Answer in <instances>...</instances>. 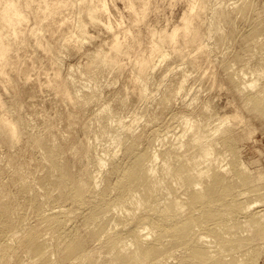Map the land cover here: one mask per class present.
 Wrapping results in <instances>:
<instances>
[{
    "label": "bare ground",
    "instance_id": "obj_1",
    "mask_svg": "<svg viewBox=\"0 0 264 264\" xmlns=\"http://www.w3.org/2000/svg\"><path fill=\"white\" fill-rule=\"evenodd\" d=\"M115 1L0 0V145L3 144L1 146L8 150L7 154L5 153L7 156L6 166H10L11 169H8L15 171L14 174L9 171L11 175H15L16 170L19 173L23 168V164L27 161L26 155L28 153H25L27 148L32 147L33 152L36 153L34 147H38L37 150L42 149V158L45 160L43 162L44 160L41 161L42 158L39 157L41 159L39 161L44 163V165L42 163L40 165L45 167L44 174H40L36 178L38 180L37 185L32 180L31 182L35 185L28 183V176L23 172L19 173L17 177L12 176L11 180L8 181L17 182L19 184L18 189L26 194L27 203H29L30 209L34 211L35 216L50 221L54 227L60 224L59 214L62 211V209L53 210L56 207L54 203L65 200L76 208L81 204L88 206L87 217L94 226L88 227L82 241L69 242L63 250L65 254L62 257L66 259L72 256L78 259L76 264H101L105 261L104 258L108 256V261L106 260L107 262L105 261L104 264H243L242 260L240 262L239 260L238 262L230 260V262L226 255H217L218 251L221 253V249H228L218 241L216 243L222 244L225 248L223 247V249L218 244L219 248L216 246L218 250L212 252L213 248L215 250V246L209 245L204 236L193 227V223L197 219L195 212L198 210L204 216L209 215L210 218L212 212L207 211L208 208L210 209L214 205L217 207L227 206L229 194L235 191V185L228 181L229 178L220 172L219 166L212 162L211 183L204 186L206 188L204 193H199L198 190L202 182L197 179L198 171H195L194 166L180 162L179 150L171 143H164L163 146V142L160 143L159 148L162 146L160 150L158 147L154 149V145H152V149L151 145L149 147V143L153 144L155 138L175 131L174 125L169 126L166 123V128L162 134L154 129L137 130L140 119L138 109L143 107L151 96L149 80L154 76L153 72L158 63H168V70H173L174 64L186 62L192 71L201 75V78H206L205 76L210 74L212 79L208 78L207 81L209 84L210 80L211 87L216 84L215 81L217 80L220 82L216 85L221 83L220 78L222 76L217 80L215 77H219V72L216 75L217 65L211 57L210 51L212 49H209L208 43L213 39L215 28L218 29L219 18L221 19L219 15L224 10H221L220 6H216L218 2H214V0H186L184 2L186 8L183 10L180 22L170 28L160 24V22L157 23L155 18L157 24L153 20V23L149 20L155 0H122L125 9L128 10L127 13L126 10H122L126 14L118 8L117 1ZM211 15L214 18L216 15L218 16V19L216 18L217 21L219 20L217 27L214 26L217 22L213 24L214 18L212 21L209 20L210 17L212 18ZM155 17L157 18V15ZM91 26H100L107 33V37L104 41L95 42L94 46L87 47L86 42L95 40L90 32ZM208 40L210 41L208 42ZM30 43L42 51L46 57V64L39 58L40 55L36 56L38 55L36 51H33L36 55L32 53L29 56L30 61L34 56L29 62L24 48H27ZM62 51L82 56L77 65L80 71L78 72L84 76V80L89 81V88L94 91L81 94L78 91L81 84L77 83V85L80 84L77 88L72 77L64 76L60 58ZM235 62L237 61L235 60ZM215 65L216 67H214ZM48 67L52 72L47 70ZM209 67L214 68L210 70L212 74L209 71L206 72V68L208 70ZM256 68L258 69V66ZM260 68L256 71L261 74L264 72V68L261 69L262 71ZM32 70L39 73H33L37 74L35 75L37 76V78L35 77L36 80H32ZM39 70L42 73L45 72L47 77L44 82L58 96L60 100L58 103L60 105L61 102L68 104L67 107L70 105L71 108L65 107L67 110H62V112L55 110L53 113H46L44 112L45 109L43 113L41 110L46 107L40 108V114L43 113V121L40 119L42 122L38 123V125L41 124L39 126L36 125L37 123L35 124L38 126L37 130L40 127L39 131H35V127H32L30 121H28L30 125L27 126L25 114L23 115L24 110L22 111L26 105L21 97L24 92L20 89L21 83L16 78L17 76L13 75V72H16L19 78L24 79L25 84L29 82L26 84L29 87L34 81L33 87L38 88V85L44 84L42 79H38L41 76ZM104 73H108L107 80L109 78L117 79V81L120 79L123 82L114 91L117 95L118 104L105 113L101 119V124L97 126L99 129L93 130L95 131L94 136L107 135L106 139L114 146L109 147V149L106 148L108 152L104 149L110 158H108L109 165L106 166L103 173L104 189L99 193V191H94L99 180L90 169V164L101 169L106 163V157L97 155L92 144L95 142H91L92 137L91 139L87 138L90 137L87 135H91L93 131L88 130L87 121L82 122L80 118L86 110L85 105L87 103L89 105V102L98 98L97 91L102 88L106 77V74L103 75ZM38 75L40 76L38 77ZM188 76L186 73L185 77L178 79L174 86L171 83L172 85L168 86L170 87L168 88L169 92L166 93L163 100L172 99L176 92L184 88ZM224 79L226 78L224 77ZM82 82L84 81L82 80ZM224 83L227 84L225 81ZM221 86L223 87V85ZM33 87L31 90L35 91L36 88L33 89ZM2 88L13 90L12 102L15 98L14 105L12 103L9 105L8 100L6 102ZM235 88L238 93L241 92V87H238L240 90H237V85ZM245 103L248 104L249 101ZM128 104L133 105L134 108L128 106L129 109ZM42 106L44 105L42 104ZM126 108L129 110L127 111ZM236 108L229 110V113L232 114L223 113L224 116L221 115L220 122L228 127H233L238 123L237 126H240L244 123V126L241 127V130L244 127L241 134L245 131V135H249L255 130L247 125L246 118L247 122L244 121L245 116L239 112L240 108H238L239 111H235ZM123 112L127 114L125 116L129 118V121L123 117ZM78 123H82L84 130L87 128L86 131H90L87 132L88 134L85 132L84 137L82 136L84 132L78 131ZM30 126L35 133L29 131ZM79 128L81 129V127ZM77 131L81 133L82 137L78 136ZM196 132L190 140L192 144L189 143L191 145L186 149L187 151H191L195 147L196 140H193L197 138ZM109 142L108 145L110 146ZM203 142L200 148L203 149L204 156H207L212 152V143L207 140ZM226 143L228 142H225L223 146H226ZM118 146L122 151L121 154L118 153V149L116 150ZM160 156L162 160L158 161ZM22 157L25 159L24 162L21 160ZM158 169L161 172L160 176H156L159 172ZM180 170L186 173L184 178L180 177ZM210 170L209 168L206 172ZM55 172L57 173L54 178ZM180 180H183L182 186L191 202L189 211L191 214L183 222L180 220ZM51 183H53L54 189L58 191L57 194L49 191ZM37 186L43 190L42 194L38 193L40 189L37 192ZM111 187L118 190L113 197H109L108 194ZM2 189H4L3 185H0V234L6 226L16 229L15 226L23 217V215L21 216L22 211L19 213L18 210L22 209V202L16 197H13L15 199L11 197V200L5 201L4 198L10 194H4ZM4 195L6 196L4 197ZM41 195L45 197V201L40 200ZM127 202L131 205H126ZM48 205L51 206L46 207ZM109 205L112 206L111 209L115 208L117 212L111 218L104 220L105 208ZM112 220L121 223L124 231L117 232L116 228H112L110 224ZM262 221L257 220V222ZM17 229L16 234L19 232ZM211 229L213 230L214 227ZM166 230L171 233L170 236L174 239L173 249L180 248L191 253L192 257H186L190 259L185 258L189 261L183 259L181 263H168L169 252L172 247L164 240L167 236ZM217 231L218 229H216ZM23 233L27 251L33 250L34 252L32 255L33 262L39 263L38 261H41L43 264H52L47 254L48 249L37 239V235L41 236L39 229L32 227ZM107 235L110 236V241H113L112 247L118 246L119 250L115 253L110 251L106 257L100 252L99 255H102L100 258L103 259L101 261L102 259L99 260V255L96 254L98 252L96 251L97 247H88V244L93 239H101ZM153 235L156 237L152 238ZM206 235L212 234L207 233ZM117 237L123 239H117ZM122 243L123 245L119 246ZM73 264L75 263L73 262Z\"/></svg>",
    "mask_w": 264,
    "mask_h": 264
},
{
    "label": "rangeland",
    "instance_id": "obj_2",
    "mask_svg": "<svg viewBox=\"0 0 264 264\" xmlns=\"http://www.w3.org/2000/svg\"><path fill=\"white\" fill-rule=\"evenodd\" d=\"M116 1L118 8H120L121 11L126 10L125 12L127 13L128 10L125 9L124 2L122 0ZM215 1L218 2V4L216 3V6H220L219 8L224 11L219 15L221 17V19L219 18L220 24L218 23L219 20L217 21V15L215 18L212 15V18L209 16V20L211 21L214 18L213 24L217 22L214 26L217 27V24L220 26L218 25L217 30L214 27L213 39H211V41L208 40V42L210 41L208 45H210L209 49H212H210L211 57H213V61H215L217 65V67L216 65L214 66L217 68V70L215 68L217 71L216 75L219 72V77L215 76L216 80L222 76V78H220L222 84L219 83L216 85L220 82L217 80L215 81L216 84L211 87V82L209 80V86L207 80L208 78L212 79L210 74H207L208 76L206 75V78H201V75L196 71H192L191 67L186 62L174 64L173 70H168V63H158L153 72L154 76L149 80L151 96L146 104L138 109L140 119L137 130L141 131L144 128L147 130L154 129L162 134V131L166 128V123H168L169 126L174 125L175 131H170L168 134H164L163 136L165 137L159 136L157 139L155 138V142H152L153 144L149 143V147L151 145L152 149V145H154V149L158 147V150H160L162 148V146L159 148L160 143L163 142V146L164 143H171L177 150H179L180 162H185L189 166H194L195 171H198L197 179L202 182L198 190L199 193H204L206 190L204 186L211 183L210 181L212 180L213 173L212 162L219 166L220 172L224 173L226 177L229 178L228 181L233 183L236 189L233 193L229 194V204H227V206L217 207L214 205L212 208H208L207 211L212 212V214L210 213V218L209 215L204 216L203 213H200V211L197 210L195 212L197 219L193 223V227L204 236V239L209 245L215 246V250L212 247V252H216V250H218L216 248H219V245L222 246V244L219 243H223L228 249H224L225 247L222 246V248L224 247V250L220 248L221 253L218 251L217 255H226L228 261L231 260L233 262H238L239 260L240 262L242 260V263L244 262L243 264H264V219H261L264 218V72H261V69L264 68V0H214V2ZM184 2H186V0H155L149 20H151V22L153 20L156 23L154 20L155 18L157 23L160 22V24L172 28L174 24H178L181 20L180 18L184 12L183 10L186 8V3L184 4ZM156 15L157 18L155 17ZM90 32L95 40L93 41L92 39L89 40L91 42H86L87 47H92L95 42L100 43L107 37V33L103 31L100 26H91ZM33 46L34 45L30 43L27 48H24V50L26 49L25 55L28 56V60L32 53L35 54L33 51H36V54L38 52V55H35H40L39 58H41L46 64L45 55L42 54L41 50ZM81 57L82 56L79 54L72 55L67 51H62L60 53L64 76L72 77L77 88H79L78 86L81 84V90L79 89L78 91L82 94L94 90L89 88V81L84 80V76L79 73V66L77 67V65L79 64L78 62H80ZM235 60L237 62H235ZM31 61L29 60V62ZM229 66L230 68L228 69ZM257 66L258 69L262 66V68H260L261 71H258L261 72V74L257 73ZM207 68V73L208 71L211 73L210 70L214 69L213 67V69L209 67L210 69L207 70ZM34 70H32L33 72L31 71L32 74L37 72ZM47 70L50 71V68L48 67ZM39 72L41 76L38 75V77L40 76L42 78L39 77L38 79H42L44 84L41 86L38 85V88L35 87L36 89L33 87L34 81H32V84L30 81L31 86L29 87V85H26L29 84V82L25 84V80L19 78L16 72H13V75L17 76L16 78L19 79L18 81L21 83L20 89L24 92L21 97L26 105L24 104L25 109L23 108L22 111L24 110L23 115L25 114L26 122L28 124L27 126H29V123L31 122L32 127H35V131L37 130L36 128L41 125H38V123L43 121L42 117L44 112L53 113L55 110L62 112V110H67L69 107L71 108L70 105L67 107L68 104L66 105L62 102L61 105L59 104L60 100L58 99V96L52 91L51 87L44 82L47 77L44 74L45 72L42 73L40 70ZM50 72H52V70ZM186 73L189 76L185 81L184 88L176 92L172 99L164 101V96L169 92L168 88L170 87L168 86H170L171 83L174 86L178 79L180 80L185 77ZM37 74L39 73L37 72ZM37 74H33L32 80H34L35 77L37 78V76H35ZM105 74L106 73L103 75ZM77 75H81L82 77ZM107 75L108 73L105 78L103 77L104 81L101 86L102 88L97 91L98 98L89 102V105H87L88 103L86 104L87 106L85 105L86 113L84 112L82 118H80V121L82 122L87 121V125H89L88 130L90 131H93L95 128L98 130L99 127L97 126L101 124V119L105 113L118 104L117 95L114 91L122 85L123 80L121 81L119 79L117 81V79L113 80L111 78L107 80ZM224 77L226 79H224ZM81 79L84 82H82ZM222 79L227 82V84L224 83V81L222 82ZM20 83L18 82L19 87ZM77 83L80 84L77 85ZM220 84L223 85V87ZM233 85H237V88L241 87V92L239 91L238 93ZM32 87L35 91L31 90ZM231 87L234 88V92ZM27 88L29 89L27 90ZM237 90L240 89L238 88ZM2 91L6 102L8 100L9 105H11L10 103L14 105L15 98L13 99L14 102H12V98L14 97L13 90H11V88H2ZM235 92L236 94H234ZM56 101L57 103H55ZM248 101L249 105L245 103ZM244 103L247 105L244 106ZM42 104L44 106H42ZM36 106H38V108H36ZM128 106L134 108L131 104H128L127 107ZM40 108H42V110ZM128 108H126L127 111L130 109ZM233 108H236L235 111L240 108V111H238L245 116L244 121L247 119V125L255 130L251 132L252 134H249L250 136L248 134L245 135V131L241 134V131L244 128L243 127L241 130V127L244 123L240 126H237L238 123L233 127H228L226 124L220 122L221 115L226 112L229 113V110L231 111ZM35 109L37 113L39 111L38 116ZM40 110L42 112L44 110L42 115L40 114ZM127 111L125 112L128 114ZM125 112H123L124 114L122 113L124 115L123 117H125L126 121H129V118L125 116L127 115ZM163 116H165L164 118L167 120L162 118ZM40 119H42V121ZM77 126L79 132H84L82 134L83 137L86 135L85 132H90L86 131L87 128L84 130L82 123H78ZM79 127H81V129ZM33 128L30 126L29 131L31 133L33 132ZM172 128L171 130H173ZM38 129L40 130V127ZM197 130L198 132H196ZM35 131L33 133H35ZM78 131V136L82 137L81 133ZM195 132L197 135V138L193 140H196L195 147L191 151H187L186 149L192 144L190 140L195 135ZM93 134L95 135V131H93L91 135H87L90 136L87 138L91 139L92 137V140H94H91V142H95L92 144L94 145L93 148H95L97 155L106 157V163L101 169L90 164V169L96 174L97 179L99 180L98 186L94 191H99V193H101L102 189H104L103 173L106 166L109 165L108 158H110L108 157L110 155L107 153L108 151L106 148L109 149V147L113 145L108 139H106L107 135L94 136ZM207 134H209V136H207ZM205 140L212 143V152L207 156H204L203 149L200 148ZM107 141L111 144L110 146ZM225 142L228 143H226V146H223ZM31 148H27L29 151L27 150L25 152L26 154L28 153V156L24 153L27 161L23 164L22 171L19 169L21 171H19V173H26V176H28L27 182L29 181L28 183L32 184L34 182L37 185V176L44 174L43 171L45 166L40 165L42 163L41 161L44 159L42 158L43 154H41V148V150H37L38 147H34L37 153L33 152V148L32 150ZM6 149L7 148L4 146L0 147V185H3V188L5 189V191L2 189L4 194H10L8 195L10 199L7 196V198H4L5 201L11 200V197L12 199H15L13 197H16V199L22 202V209L18 210L19 213L22 211L21 216L23 215V217L20 218L15 226L16 229L17 227L19 229L17 234L15 233L16 229L8 226H6L0 234V264H43L41 261H38L39 263L33 262L34 258L32 255L34 252L33 250L27 251L25 238H23V231L32 227H37L39 229L41 236L37 235V239L46 247V249H48L47 254L50 257L52 264H73V262L76 264L78 259L73 258L72 256L67 257L66 259L62 257L65 254L63 250L69 242L74 243L76 241H82L88 227L94 226L93 222L87 217L88 206L81 204L76 208L65 200L54 203L56 207L53 208V210L62 209L59 214L60 224L57 227L52 226L50 221L36 217L34 211L30 209L29 203H27L26 194L18 189L19 184L14 180L11 181L13 183L9 182L12 176L17 177L19 173L16 170V173L18 174L15 173V175H13L15 172L13 171L14 169L10 170V166H6L7 161L5 160L7 156L5 153L7 154L8 151ZM104 149L107 152L104 151ZM117 149L119 150L118 153L121 154L122 151L120 150V146L116 147V150ZM31 151L33 154L29 153ZM34 154H37V157ZM24 157L21 159L23 162L25 160ZM39 157L42 158V160ZM160 159L161 156L158 158V161H160ZM252 161L256 162L253 163ZM43 162H45V160ZM42 165H44V163H42ZM209 168L211 170L206 172ZM9 171H12L11 173L13 174H9ZM34 171L36 172L34 173ZM56 173L57 172L54 174V178L56 177ZM160 173L161 172L159 171L156 176H160ZM185 174V172L180 170V177L184 178ZM31 180L33 182H31ZM182 182L183 180H180V220L183 222L191 214V212H189L191 202L185 188L182 186ZM8 183L10 184L7 185ZM40 188L41 187L37 186V192ZM42 191L43 190L40 189L38 193L42 194ZM49 191H52L53 194L58 193V191L54 189L53 183L50 184ZM117 191L116 188L111 187L108 193L109 197L115 196ZM5 196L6 195H4V197ZM40 200L45 201V197L41 195ZM129 204L131 205L129 202L126 203V205ZM50 206L51 205H48L46 207ZM21 207L19 206V208ZM111 207L112 206L109 205L105 208L104 220L111 218L112 215L117 212L115 208L111 209ZM258 219L263 221L257 222ZM110 224L112 225V228H116L117 232L124 231L123 225L116 220L110 221ZM212 227H214L213 230L211 229ZM216 229H218L217 232ZM207 233H211L212 235L207 236ZM165 234H167V236L164 240L170 247H172V250L169 252L168 263H181L186 257H192L189 251L186 252L180 248L173 249L174 239L171 238V233L166 230ZM154 237H156V235L152 236V238ZM109 238L110 236L107 235L101 239H93L94 241L91 240L90 242H93H89L90 245L88 244V247H97V256L101 252V254L106 257L110 254V251L115 253L119 250L118 246H115L114 248L112 247L113 241H110L111 239ZM117 239L123 238L117 237ZM217 241L219 242V245L216 243ZM122 245L123 243L119 246ZM102 255L98 256L99 260L102 259L100 258ZM107 258H104L105 261ZM75 260L77 261L75 262ZM101 261H103V259ZM104 262H101V264H104Z\"/></svg>",
    "mask_w": 264,
    "mask_h": 264
}]
</instances>
